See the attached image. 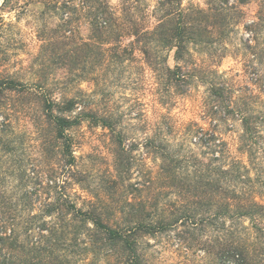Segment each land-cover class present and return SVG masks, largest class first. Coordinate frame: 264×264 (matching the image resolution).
Listing matches in <instances>:
<instances>
[{"label":"trees","instance_id":"16d2710c","mask_svg":"<svg viewBox=\"0 0 264 264\" xmlns=\"http://www.w3.org/2000/svg\"><path fill=\"white\" fill-rule=\"evenodd\" d=\"M155 14L152 28L116 35L112 15L94 11L90 25L103 38L79 47L97 55L95 62L83 63L92 70L138 51L154 75L159 105H168L177 91L186 94L199 80L207 85L205 116L216 124L239 122L237 151L245 161L232 157L221 140L197 130L196 124H189L185 141L208 150L200 155L184 151V143L174 149L154 125V134L144 145L156 163L147 187L141 185L146 191H139L137 199L125 196L121 204L86 199L72 187L77 162L73 131L83 122L108 131L117 174L112 190L126 180L122 168L129 165L123 132L112 114H99L78 96L53 100L41 93L44 124H35L34 129L40 154L47 156L46 149L51 148L55 162L42 168V177L36 178L39 187L28 188L37 173L26 168L18 192L0 193V264H149L141 252L149 239L179 228L183 237L177 246L190 251L197 245L214 256L215 264H264V110L248 108L240 102L243 97L234 105L224 89L208 79L216 77V71L199 74L192 52L213 44L211 33L217 25L206 12L184 9L180 0H159ZM129 36L133 40L123 45L121 39ZM171 51L173 67L165 55ZM76 77L77 82L85 79ZM10 84L4 83V90ZM190 232L197 233L196 243L187 237ZM206 232H211V240L199 242L198 236Z\"/></svg>","mask_w":264,"mask_h":264},{"label":"rangeland","instance_id":"374dc122","mask_svg":"<svg viewBox=\"0 0 264 264\" xmlns=\"http://www.w3.org/2000/svg\"><path fill=\"white\" fill-rule=\"evenodd\" d=\"M158 1L0 0V193L18 192L19 178L26 168L37 173L28 188L39 187L36 178L42 177V168L55 162L51 148L47 147V156L40 154L41 143L34 129L35 124H44L41 93L53 100L78 96L99 114H112L123 132L129 165L122 168L126 170L123 175L126 180L112 190L111 181L116 180L117 174L114 145L108 131L86 122L73 131L77 162L72 187L83 198L121 204L125 196L137 199L139 191H146L141 185L147 187L148 176L156 163L144 145L154 134V125H158L164 140L174 145V149L184 143V151L200 155L208 150L200 144L190 145L188 138L185 141L189 124H196L197 130L221 140L232 157L245 161L246 157L237 151L239 122L216 124L205 116L202 102L207 85L199 80L192 83L186 94L177 91L168 105H159L154 75L138 51L122 62L110 61L92 70L83 63L96 61L97 55L79 47L94 40L101 42L103 38L97 37L90 25L94 11L109 12L114 20V33L120 35L155 26L158 15L153 14ZM180 1L182 8L201 9L217 23L211 33L213 44L198 48L199 53L192 52L199 74L205 76L216 71V77L208 79L222 87L234 105L243 97L241 103L261 113L264 110V0ZM225 22L230 25L227 27ZM131 40L129 36L121 42L127 45ZM165 55L168 66L173 67V51ZM76 76L85 79L77 82ZM7 82L13 84L4 90ZM179 231L180 228L170 230L149 239L141 251L149 264H215L214 256L205 254L197 245L190 251L178 247L176 242L182 236ZM192 233L187 237L196 243L197 233L194 236ZM211 236V232H206L198 240L210 241Z\"/></svg>","mask_w":264,"mask_h":264}]
</instances>
